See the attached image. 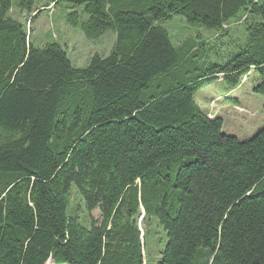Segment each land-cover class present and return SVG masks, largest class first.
I'll return each instance as SVG.
<instances>
[{
  "label": "trees",
  "instance_id": "16d2710c",
  "mask_svg": "<svg viewBox=\"0 0 264 264\" xmlns=\"http://www.w3.org/2000/svg\"><path fill=\"white\" fill-rule=\"evenodd\" d=\"M41 1L0 0V264H144L140 216L165 233L156 264H264V128L239 141L193 100L218 77L264 97V0ZM62 3L86 38L114 33L108 55L35 47L26 25ZM173 16L215 41L173 45Z\"/></svg>",
  "mask_w": 264,
  "mask_h": 264
},
{
  "label": "rangeland",
  "instance_id": "374dc122",
  "mask_svg": "<svg viewBox=\"0 0 264 264\" xmlns=\"http://www.w3.org/2000/svg\"><path fill=\"white\" fill-rule=\"evenodd\" d=\"M41 2L44 3L46 0ZM68 7L64 3L55 7L51 5L48 9L41 11L32 23L27 24L26 29L30 30V41L35 47L56 43L65 50L73 68L83 69L94 54L106 56L111 52L115 35L107 31L97 39L86 38L79 26L69 22L68 14L71 10ZM77 9L80 11L82 6ZM9 16L18 22H23L25 18L24 14H20L15 9H11ZM82 20L84 17H81L79 22ZM161 26L167 31L173 45L181 44L187 38H195L197 35H201V38L208 39L210 42L215 41L214 31L198 25H188L181 16H173L170 20L162 22ZM236 37L237 35L234 36ZM249 77L243 78L236 88L228 86L221 77H218L193 92V100L199 109L208 117L221 118L222 132L239 141L252 138L264 128V97L252 92L255 81ZM75 192L74 186L71 185L67 216L76 217L81 226L87 227L91 217L99 218V210L95 209L88 213ZM149 219L150 221L146 220L144 216L139 218V226L146 244L144 264H156L166 238L156 220ZM48 264L53 263L48 262Z\"/></svg>",
  "mask_w": 264,
  "mask_h": 264
},
{
  "label": "crops",
  "instance_id": "0c3cea01",
  "mask_svg": "<svg viewBox=\"0 0 264 264\" xmlns=\"http://www.w3.org/2000/svg\"><path fill=\"white\" fill-rule=\"evenodd\" d=\"M209 118H211V117H209Z\"/></svg>",
  "mask_w": 264,
  "mask_h": 264
}]
</instances>
